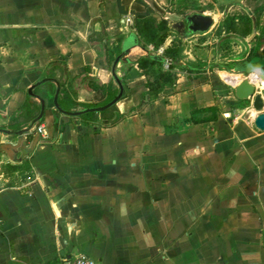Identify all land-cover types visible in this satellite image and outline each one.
Returning a JSON list of instances; mask_svg holds the SVG:
<instances>
[{"label": "crops", "instance_id": "0c3cea01", "mask_svg": "<svg viewBox=\"0 0 264 264\" xmlns=\"http://www.w3.org/2000/svg\"><path fill=\"white\" fill-rule=\"evenodd\" d=\"M138 1L169 23L162 55L182 37L174 26L196 13L214 25L192 35L202 49L184 50L190 59L208 57L217 26L237 37L235 58L264 49V0ZM136 2L0 0V128H10L27 101L39 106L28 90L60 57L66 81L91 67V76L108 82L102 46L128 33L123 19ZM231 19L235 31L226 27ZM177 72V85L140 111L148 78L132 68L117 105L125 118L99 133L55 110V84L35 90L47 104L46 136L0 135L4 171L35 178L30 188L0 192V264H62L80 255L101 264H264V132L224 109L240 101L230 73ZM53 74L63 79L61 69ZM89 84L81 79L76 89L80 102L92 104L98 96ZM214 106L216 121L195 122L203 118H193L195 110Z\"/></svg>", "mask_w": 264, "mask_h": 264}, {"label": "trees", "instance_id": "16d2710c", "mask_svg": "<svg viewBox=\"0 0 264 264\" xmlns=\"http://www.w3.org/2000/svg\"><path fill=\"white\" fill-rule=\"evenodd\" d=\"M122 13L126 14V10H124L123 8ZM131 13L134 17V23L132 27L140 37V40L143 45L148 48L152 47L154 52H158L159 49L164 46L166 40L170 35L171 28L167 20H158L153 15V11L142 1L138 0ZM229 21L226 24V27L229 30L235 31L236 29L233 23V19ZM249 33V26H247V28L243 31V34L248 35ZM124 37L125 35L120 33L118 41L114 46L110 47L107 44L102 46L105 57L104 59L108 61L110 67H112L113 62L121 52V44ZM184 50L185 47L182 38L175 39L173 43L165 49L163 57L173 62L172 65H169L168 69L164 68L165 64L159 63L148 58H141L135 64L125 62L120 63L118 68V74L124 85L126 83L125 79L127 74L134 67H138L141 70L142 74L148 78L147 92H145V94L143 95L142 105L139 109L140 111L144 109L147 105L156 101L166 87H175L177 85L178 70L186 71L191 74L202 73V71H200L199 69L207 65V63L204 61H189L187 62L189 67H181L178 65L179 62L184 60ZM238 62H241V60L236 61V63ZM57 69H61L64 74L63 79H61L60 81L61 91L59 101L61 106L65 110L71 111L78 110L81 108L103 106L111 102L117 96L118 89L113 79L110 78L108 82L99 81V78L97 79L95 78V76H91V74H93L91 72V67L87 68V74L82 75L77 79H74L72 82L66 81L68 73L66 57H60L58 60L52 62L49 65V72L46 77L54 78L53 73ZM81 79H84V82L90 81V89L94 91L98 96L97 101L95 103L88 104L80 102L78 100L76 83H78V81ZM39 112V106H33L30 100L27 101L21 107V109L13 116L10 128L17 130L22 129L25 125L29 124L34 118H36ZM219 113L220 111L216 106L197 109L193 112V118L197 117L198 115H203L201 121L195 119V122H212L217 120ZM124 118L125 116L119 114L118 108L117 106H115L101 114L90 113L78 119L86 124H95V133H99L101 128L115 126ZM42 123L43 121L39 123L36 128L39 127ZM9 169L15 171L20 169V167H10Z\"/></svg>", "mask_w": 264, "mask_h": 264}, {"label": "water", "instance_id": "95a60500", "mask_svg": "<svg viewBox=\"0 0 264 264\" xmlns=\"http://www.w3.org/2000/svg\"><path fill=\"white\" fill-rule=\"evenodd\" d=\"M214 25V19L212 16L204 15L202 13H196L193 15L186 16L185 19L176 24L174 28H181L179 30L182 32L186 38L189 36L206 33ZM139 51L140 55L135 56V52ZM141 58H148L165 65H172L173 62L165 57L159 52H154L153 48H148L143 45L140 37L133 29L132 26L128 27V33L121 44V52L115 59L111 67V78L113 79L115 85L117 86L118 93L117 96L108 104L97 107L81 108L78 110H65L59 101L61 82L56 78H44L31 86L28 90V95L34 98L39 103L40 112L36 118H34L25 128L22 129H11V128H0V135L6 137H23L32 132L37 133L36 126L41 123L46 114L47 104L45 99L36 94L35 90L46 83H53L56 85V92L54 95V108L55 110L68 118H80L84 115L95 113L101 114L115 106L123 100L125 95V86L121 81L118 68L121 62L125 63H137ZM181 67H189V65L183 61L178 63ZM191 68V67H190ZM211 68H217L219 70H224L230 73L234 79L232 80L235 86V95L240 101H250L253 110L256 112L254 118V126L261 132H264V95L259 92L257 85L264 86V49L259 51L254 56L241 60V62L236 63L233 68L225 67L220 64L206 65L199 70L204 72ZM36 128V129H35Z\"/></svg>", "mask_w": 264, "mask_h": 264}, {"label": "rangeland", "instance_id": "374dc122", "mask_svg": "<svg viewBox=\"0 0 264 264\" xmlns=\"http://www.w3.org/2000/svg\"><path fill=\"white\" fill-rule=\"evenodd\" d=\"M245 26L241 27V30H244ZM174 34L177 36H181L182 35V40H183V44L185 47V50L192 52H199V49H202V47L199 45L200 41H196L197 43H194V39L192 36H189L188 39H185V35L182 32H179V30L177 28H174ZM237 38L234 34H229L227 33V31H225L223 28H218L215 27V32H213L209 38V40L211 41V45H208L206 48L209 49V55L207 58L205 59H200L199 57L194 56L195 59H190V54L188 55H184V60L183 62L187 63V62H197V61H204L207 63V65H212V64H220L222 66L225 67H230L233 68L236 65V59L240 58H235L234 56L237 55V53L242 54L241 50L239 49V43L237 42V40L235 39ZM185 40V41H184ZM250 52V48L249 51H247V53ZM193 53V52H192ZM252 53V52H251ZM250 55V54H249ZM164 68L167 69V65H164ZM219 71V69L217 68H211L210 72H217ZM226 74H222V76H224ZM232 80L234 79L233 77H230ZM259 90L263 93V89L261 90L259 88ZM226 111H231L232 112V116L236 117L238 116V112H242L244 118L249 119L252 118L253 122H254V118L256 116V112L253 110L252 106H251V102L250 101H238V103H236V105H229L228 107L224 108ZM254 113V114H253Z\"/></svg>", "mask_w": 264, "mask_h": 264}, {"label": "built area", "instance_id": "2783aa9c", "mask_svg": "<svg viewBox=\"0 0 264 264\" xmlns=\"http://www.w3.org/2000/svg\"><path fill=\"white\" fill-rule=\"evenodd\" d=\"M134 17L133 15L129 14L123 19V25L125 29L128 31L129 26H133ZM159 52L162 53V50ZM169 65H167V68ZM37 133L46 136V131L42 125L37 128ZM35 182V178L30 174V171H19L15 174L11 175L4 171L3 167L0 164V192L7 189V188H14L17 190H25L30 188L33 183ZM62 264H101L98 261L93 259L87 258L85 256H75L70 258L63 259Z\"/></svg>", "mask_w": 264, "mask_h": 264}, {"label": "flooded vegetation", "instance_id": "af4514ba", "mask_svg": "<svg viewBox=\"0 0 264 264\" xmlns=\"http://www.w3.org/2000/svg\"><path fill=\"white\" fill-rule=\"evenodd\" d=\"M179 30H181V28H178Z\"/></svg>", "mask_w": 264, "mask_h": 264}, {"label": "bare ground", "instance_id": "6f19581e", "mask_svg": "<svg viewBox=\"0 0 264 264\" xmlns=\"http://www.w3.org/2000/svg\"><path fill=\"white\" fill-rule=\"evenodd\" d=\"M254 114V113H253Z\"/></svg>", "mask_w": 264, "mask_h": 264}]
</instances>
